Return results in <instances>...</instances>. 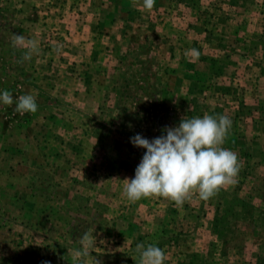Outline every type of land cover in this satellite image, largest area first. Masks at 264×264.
Segmentation results:
<instances>
[{"label":"rangeland","instance_id":"obj_1","mask_svg":"<svg viewBox=\"0 0 264 264\" xmlns=\"http://www.w3.org/2000/svg\"><path fill=\"white\" fill-rule=\"evenodd\" d=\"M13 33L39 53L18 63ZM4 90L0 264H74L89 227L100 264H139L138 243L162 248L164 264L264 255V0H0ZM25 94L35 114L15 111ZM205 114L232 121L221 147L237 154V182L181 206L129 200L124 179L146 151L130 137Z\"/></svg>","mask_w":264,"mask_h":264},{"label":"clouds","instance_id":"obj_2","mask_svg":"<svg viewBox=\"0 0 264 264\" xmlns=\"http://www.w3.org/2000/svg\"><path fill=\"white\" fill-rule=\"evenodd\" d=\"M154 4L155 0H143L146 9L151 10ZM12 43L13 47L26 48L18 63L30 60L33 54L40 51L36 41L22 34L13 33ZM189 53L196 59L200 55L195 48L186 52V55ZM0 102L11 106L14 103L12 92H0ZM15 104V111L21 115L38 111L36 96L32 94L19 96ZM231 127L232 121L227 116L205 114L203 118L184 117L177 126H166L161 129L160 136L151 140L141 134L130 137L134 147L146 151L135 169L134 178L124 179L128 199L135 202L142 197H165L181 206L194 190L206 201L221 188L234 185L242 166L235 152L221 147ZM94 232L95 228L89 227L80 238L74 264H87L90 257L94 259V264H100L92 255L96 248ZM136 251L140 256L139 264H164L166 259L165 251L154 244L145 246L138 243ZM42 264L50 262L43 261Z\"/></svg>","mask_w":264,"mask_h":264},{"label":"trees","instance_id":"obj_3","mask_svg":"<svg viewBox=\"0 0 264 264\" xmlns=\"http://www.w3.org/2000/svg\"><path fill=\"white\" fill-rule=\"evenodd\" d=\"M217 219L219 218L217 217ZM256 264H264V255L258 257Z\"/></svg>","mask_w":264,"mask_h":264}]
</instances>
